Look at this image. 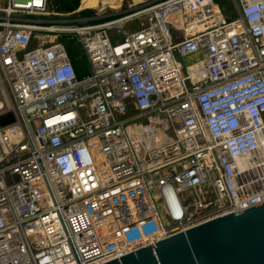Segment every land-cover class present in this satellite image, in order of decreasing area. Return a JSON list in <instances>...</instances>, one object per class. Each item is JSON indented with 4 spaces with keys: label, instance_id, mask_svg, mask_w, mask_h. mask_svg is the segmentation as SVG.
Listing matches in <instances>:
<instances>
[{
    "label": "built area",
    "instance_id": "1",
    "mask_svg": "<svg viewBox=\"0 0 264 264\" xmlns=\"http://www.w3.org/2000/svg\"><path fill=\"white\" fill-rule=\"evenodd\" d=\"M231 2L76 26L31 18L60 16L49 0H3L0 264H104L264 203V0Z\"/></svg>",
    "mask_w": 264,
    "mask_h": 264
},
{
    "label": "water",
    "instance_id": "2",
    "mask_svg": "<svg viewBox=\"0 0 264 264\" xmlns=\"http://www.w3.org/2000/svg\"><path fill=\"white\" fill-rule=\"evenodd\" d=\"M104 264H264V203L230 210Z\"/></svg>",
    "mask_w": 264,
    "mask_h": 264
},
{
    "label": "rangeland",
    "instance_id": "3",
    "mask_svg": "<svg viewBox=\"0 0 264 264\" xmlns=\"http://www.w3.org/2000/svg\"><path fill=\"white\" fill-rule=\"evenodd\" d=\"M151 1L153 0H141L140 2H134V0H82L81 2H79L80 4L78 8L79 10L91 9L93 11L94 19H104V18L107 19L115 16H121V17L125 16L126 14L131 13L135 6ZM217 3L218 5H220V8L222 9V12L225 15L234 17L235 12L231 0H218ZM2 5H3V0H0V6ZM54 6L55 4L53 3V0H49L48 10L49 11L52 10L53 12L59 11L55 13L60 14V16H47V17L31 16V18L41 19V20H51L57 22L65 21V23L67 24L76 25V26H82L92 23L91 21H81V19L85 17H82L77 13L67 15L68 13H65L64 11L55 8ZM144 21H145L144 18L133 19L125 23H122V25L106 28L105 32L109 41L113 43L115 41H120L126 34L138 28H141V24H143ZM69 45L72 54L74 56L81 57L82 52L79 45L75 44L74 42H69ZM84 68H86L87 70L86 65L84 66Z\"/></svg>",
    "mask_w": 264,
    "mask_h": 264
},
{
    "label": "trees",
    "instance_id": "4",
    "mask_svg": "<svg viewBox=\"0 0 264 264\" xmlns=\"http://www.w3.org/2000/svg\"><path fill=\"white\" fill-rule=\"evenodd\" d=\"M81 1L82 0H53V3L55 4L54 6L55 8H58L64 11L65 13H70L72 11H75L78 8L80 4L79 2ZM140 1L141 0H134V2H140ZM214 1L217 2L218 0H214ZM55 12H59V11H55ZM77 14L85 18H91L88 20L92 22L90 25L101 24V23L111 21V20L121 17V16H115V17H110L107 19L105 18L104 19H94L93 11L91 9L80 10L79 12H77ZM69 52H70L71 61H72L73 67L76 70L77 76L78 77L83 76L84 73L87 72V70H85L84 68V66L86 65L85 58L83 57V55H81V57L74 56L71 52L70 45H69Z\"/></svg>",
    "mask_w": 264,
    "mask_h": 264
},
{
    "label": "bare ground",
    "instance_id": "5",
    "mask_svg": "<svg viewBox=\"0 0 264 264\" xmlns=\"http://www.w3.org/2000/svg\"><path fill=\"white\" fill-rule=\"evenodd\" d=\"M96 2H97V1H96ZM99 4H100V3H99ZM99 4H98V5H99ZM111 4H112V3H111ZM99 7H100V6H99ZM102 8H103V7H102ZM205 194H206V195H205L206 202L210 201V197H209L208 193L205 192ZM211 202H212V201H211ZM211 202L208 203V204H209V207H212V206H211V205H212Z\"/></svg>",
    "mask_w": 264,
    "mask_h": 264
}]
</instances>
